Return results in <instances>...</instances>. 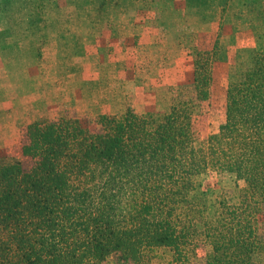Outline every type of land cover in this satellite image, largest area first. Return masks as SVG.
<instances>
[{
	"label": "rangeland",
	"instance_id": "1",
	"mask_svg": "<svg viewBox=\"0 0 264 264\" xmlns=\"http://www.w3.org/2000/svg\"><path fill=\"white\" fill-rule=\"evenodd\" d=\"M255 50L264 52V0H0V162L25 160L33 122L76 119L94 133L102 116L120 118L130 108L161 117L188 99L189 144L165 148L168 156L153 163L194 165L176 212L180 228L190 224L183 215H196V244L186 246L196 254L185 264H207L213 251L203 232L223 215L233 218L224 205L246 209L245 167L264 172V133L223 128L237 116L229 88L242 87ZM197 61L207 81L202 99ZM148 157L132 163L146 166ZM263 201L256 224L264 244ZM169 255L151 264H175ZM252 259L264 264V249Z\"/></svg>",
	"mask_w": 264,
	"mask_h": 264
},
{
	"label": "trees",
	"instance_id": "2",
	"mask_svg": "<svg viewBox=\"0 0 264 264\" xmlns=\"http://www.w3.org/2000/svg\"><path fill=\"white\" fill-rule=\"evenodd\" d=\"M254 57L242 87L229 88L237 116L224 124L227 135L264 133V52L255 50ZM198 62L195 93L202 99L207 81ZM191 104L183 98L161 117H138L127 108L120 118L102 116L94 133L76 119L31 123L25 160L0 162V264H106L110 257L117 264H151L167 252L170 261L185 264L196 254L186 247L196 244V215H183L190 224L180 228L176 210L186 204L183 176L192 175L194 165L153 161L189 141ZM147 156L146 166L132 163ZM244 174L246 209L224 205L233 208V218L223 215L203 232L213 251L207 264H255L252 254L264 249L256 224L264 172L245 167Z\"/></svg>",
	"mask_w": 264,
	"mask_h": 264
}]
</instances>
